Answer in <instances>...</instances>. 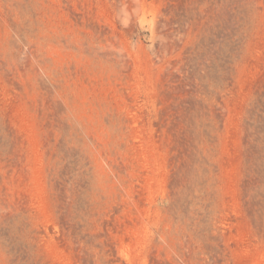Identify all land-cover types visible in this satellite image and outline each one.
Listing matches in <instances>:
<instances>
[{"label":"rangeland","instance_id":"obj_1","mask_svg":"<svg viewBox=\"0 0 264 264\" xmlns=\"http://www.w3.org/2000/svg\"><path fill=\"white\" fill-rule=\"evenodd\" d=\"M0 264H264V0H0Z\"/></svg>","mask_w":264,"mask_h":264}]
</instances>
